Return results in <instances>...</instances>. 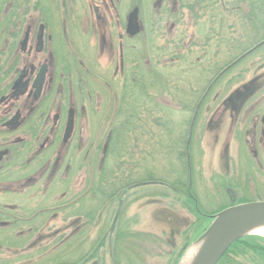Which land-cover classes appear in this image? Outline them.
<instances>
[{
  "label": "rangeland",
  "instance_id": "1",
  "mask_svg": "<svg viewBox=\"0 0 264 264\" xmlns=\"http://www.w3.org/2000/svg\"><path fill=\"white\" fill-rule=\"evenodd\" d=\"M175 1L176 9L172 4L170 11L169 5L162 1L142 0L141 17L147 34L146 41L139 43L138 90L125 88L121 93L118 83L122 78L112 81L109 75L107 79V91L111 88L113 95L111 101L118 94L115 123H110V116L105 117L106 108L101 114L93 115L89 124L86 118L82 141L75 149L78 154L65 155L60 170L50 182L45 175L23 192L15 183L8 191H0V207L5 204L16 207L5 217L7 226L0 227V264H75L110 226L112 232L121 228L142 240L144 236L155 238L154 244L150 238L145 239L151 245L144 247L152 253L143 255V262L136 263L155 264L165 238L167 243H179L180 233L197 219L192 206H189L192 212L182 206L188 203L184 193L169 190L177 183L186 184V167L179 154L184 144L179 127L185 118L188 124L192 109L217 74L264 39V21L258 17L250 30L228 26L233 9L264 8V0ZM84 5L82 0L81 6ZM147 9L156 17L153 39ZM59 52L62 53L61 48ZM151 65L156 68L152 79L154 91L148 90L145 75ZM110 70L113 71V66ZM129 75L124 76L125 81L135 80ZM145 91L155 92L152 97L157 104L155 124L148 121L149 101ZM184 105L191 111L186 110L185 114L181 110ZM251 108L254 112L248 114ZM260 111H264V46L218 79L198 112L189 160L191 191L204 215L214 216L229 206L227 199L215 198V186L224 184L220 182L223 176L226 183L230 178L240 185L250 179L236 162L243 155L222 154V151L231 119L251 118ZM86 114L89 117V111ZM211 120L219 126L209 127ZM111 124H114L113 135L107 154H103ZM197 140L201 153L195 149ZM240 163L250 169L245 158ZM261 176L258 175L259 179ZM114 188L116 194L110 197ZM25 192L27 196L20 199V194ZM87 216L91 217L90 221ZM104 251L105 248L99 253L105 255ZM103 264H109L107 256Z\"/></svg>",
  "mask_w": 264,
  "mask_h": 264
},
{
  "label": "flooded vegetation",
  "instance_id": "2",
  "mask_svg": "<svg viewBox=\"0 0 264 264\" xmlns=\"http://www.w3.org/2000/svg\"><path fill=\"white\" fill-rule=\"evenodd\" d=\"M161 1L169 5L170 11L172 4L176 9L175 0H159V3ZM81 3L82 0H0V191H8L15 183L23 192L45 175L46 181L50 182L60 170L64 156L78 154L75 149L82 141L86 118L89 124L93 115L101 114L106 108L105 117L110 116V123H115L118 94L116 92L111 101L112 90L107 91L109 75L112 81L122 78L118 83L121 93L125 88L133 92L138 90L141 74L139 43L146 41L147 34L141 17L142 0H84V6ZM133 13L135 27H128ZM147 15L153 39L156 17L148 9ZM229 16L232 20L228 24L230 29L250 30L255 25V17L264 21V8H237ZM226 18L228 21V16ZM129 42L131 46H128ZM262 42L264 39L220 71L192 109L188 124L186 118L180 124L179 133L183 135L184 144L179 154L184 159L187 174L186 184H180L184 185L187 201L194 207H198V203L191 191L189 159L193 153L191 142L198 127V112L218 79L262 48ZM110 66H113L111 72ZM145 73L148 90L154 91L152 79L156 68L151 65ZM127 74L135 80L125 81ZM243 89L246 92L247 87ZM146 91L148 121L155 124L154 106L157 104L152 98L155 92ZM181 110L185 114L186 110L191 111L188 105ZM252 110L248 114H252ZM181 115L184 114L181 112ZM218 126L217 121H209V127ZM113 131L114 124H111L103 154H107L105 151ZM198 145L197 140L196 151ZM224 146L222 154L243 155L238 156L236 162L239 170L250 175V179L240 185L230 178L226 183L223 176L220 182L224 184L215 186V198L219 201L227 199L229 206L245 203L246 199L263 200L264 111L242 120L232 118ZM197 153H201L200 150ZM244 158L250 169L241 165ZM251 182L255 184L252 187ZM103 187L107 188L106 184ZM20 196L24 199L27 192ZM15 210L12 205L0 207V227L7 226L5 217ZM23 210L26 212V207ZM200 215L204 214L200 212ZM86 218L91 220L89 216Z\"/></svg>",
  "mask_w": 264,
  "mask_h": 264
},
{
  "label": "trees",
  "instance_id": "3",
  "mask_svg": "<svg viewBox=\"0 0 264 264\" xmlns=\"http://www.w3.org/2000/svg\"><path fill=\"white\" fill-rule=\"evenodd\" d=\"M108 187L110 189L112 185ZM169 190L177 194L183 192L185 196L187 194L184 185L180 183L170 186ZM110 192L112 195L110 197H113L116 194V188ZM187 200L188 198H186ZM188 203L182 206L192 212L189 206L193 207V205ZM194 213L197 219L180 233L178 236L179 243L173 241L167 243L168 240L166 238L162 243L160 242L164 247L163 251L159 253L161 255L156 254L157 262L155 264H178L185 248L204 233L211 220L198 215L193 208ZM147 237L151 239V244L155 243V238L152 236ZM147 237L144 236L143 240L141 238L139 239V237L132 235L129 231L124 232L121 228H117L112 232V226H110L109 230L104 232V236L97 238L93 242L87 255L82 260H77L75 264H103L106 256L109 264H136L139 260L143 262V255L152 253V250L144 247L151 245L150 242H145ZM103 248H105V255L99 253V250ZM257 262H264V239L248 236L234 242L223 255L219 264H257Z\"/></svg>",
  "mask_w": 264,
  "mask_h": 264
},
{
  "label": "water",
  "instance_id": "4",
  "mask_svg": "<svg viewBox=\"0 0 264 264\" xmlns=\"http://www.w3.org/2000/svg\"><path fill=\"white\" fill-rule=\"evenodd\" d=\"M134 15L135 13L130 16L128 27H135L132 24ZM259 225H264L263 201L237 205L221 211L213 217L199 238H204L205 241L193 264H217L235 241L250 236L247 231Z\"/></svg>",
  "mask_w": 264,
  "mask_h": 264
},
{
  "label": "bare ground",
  "instance_id": "5",
  "mask_svg": "<svg viewBox=\"0 0 264 264\" xmlns=\"http://www.w3.org/2000/svg\"><path fill=\"white\" fill-rule=\"evenodd\" d=\"M247 234L249 235H255L259 237L264 238V225H259L251 228L250 230L247 231ZM205 239L202 238L195 243H193L187 252L185 253V256L181 260L180 264H193L197 254L199 253L202 245L204 244Z\"/></svg>",
  "mask_w": 264,
  "mask_h": 264
}]
</instances>
